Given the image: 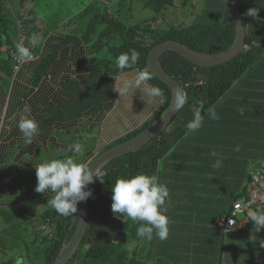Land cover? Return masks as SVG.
<instances>
[{
	"label": "trees",
	"instance_id": "1",
	"mask_svg": "<svg viewBox=\"0 0 264 264\" xmlns=\"http://www.w3.org/2000/svg\"><path fill=\"white\" fill-rule=\"evenodd\" d=\"M24 1L19 0L20 6L23 7ZM173 2L174 0H147L146 4L159 12L172 6ZM227 2L228 0H220L215 10L203 9L204 19L177 26L155 25V16L133 24H125L107 7L98 9L91 8L90 4L85 6L81 13L85 11V14L89 13L91 16L83 32L79 35L58 34V39L48 44L47 54L37 63L32 74V87L26 92L25 98L30 96L41 77L47 74V70L61 50L66 52L65 49H69L72 60L76 58L75 51L78 56L81 53L85 55L84 61L81 62L85 68V76L62 81L63 97L60 105L50 104L46 108L48 116L39 125V129L53 126L56 121L73 120L75 130L68 131L67 134L60 130L55 131L62 137L59 138V142L63 144L66 143L65 139L70 141V137L76 139L73 133H77L80 128L88 130V123L85 121L81 124L80 120L83 115L86 118L87 114L93 116L98 114L113 99L115 81L117 76L121 75L117 57L122 53L129 55L133 52L138 53L137 61L131 67L125 68L123 70L125 73L147 69L146 58L149 50L166 40H173L193 50L211 54L230 48L235 40V29L228 13ZM10 7L11 3L8 0H0V104L5 93L4 86L14 72L10 50L23 39L34 51L38 36L35 16L31 14L27 17V14H21L17 26H21L25 34L18 41H11L9 31L13 21L8 12ZM251 8L258 9L255 17L248 15ZM239 12L245 32L244 45L229 61L201 67L176 51L167 49L160 53L161 65L169 76L179 82L182 96L187 102L183 107H179L177 114L165 129L142 147L115 156L97 169L98 175L94 177L96 180L89 184L88 188L92 191V196L88 198L86 231L74 255L66 264L77 255L76 264H227L229 259H241L243 251L245 252L243 257L252 256L254 243L247 244L246 250L236 251L239 247L229 245L226 239L233 235L231 240L237 239L240 243L239 238L244 228L253 223L251 217L257 211L253 210V215L249 216L247 210L245 212L247 220L233 230L224 231L216 223L220 216L230 212L233 202L246 193L248 181L241 189L228 193L225 205L214 208L212 212L211 209L203 212L202 215L208 212V221H199L194 217L195 214L192 213L191 217L186 215L188 211L184 212V209L187 210L186 207L195 205V201L189 203V200L198 195L196 193L199 186L185 194L187 197L181 195V192L172 194L173 191L169 190L170 198L166 201L167 213L176 216L179 211L180 215L185 214L184 216L189 218L175 221V224L170 218L169 234L165 240H160L155 235L150 241L137 237L136 230L140 222L121 217L122 214L114 215L111 210V188L117 178L146 173L157 175L160 181L165 183L162 170L158 166L159 161L167 156L177 144L179 137L188 131L186 125L193 118L194 106L202 101L204 115L243 75L260 68L261 65L264 69V0H241ZM103 48L108 54L106 57L99 55ZM92 54H96L95 58L90 59ZM60 62H65V55H61L58 63ZM150 74L152 79L149 82L164 92L160 107L140 126L105 145L97 154L152 125L166 110L170 100V88L156 75L151 72ZM178 117L181 119L177 120ZM35 152L36 155L33 157L27 155L21 158L23 161L35 163L33 166L13 161L12 156L7 157L5 164L0 165V173L3 172L0 177L9 184V188L3 189L4 186L1 188L0 179V264H12L17 258L24 259L22 264H52L71 241L75 232L79 203L77 213L65 217L58 214L47 202L51 198V193L42 194L35 191L37 185L35 167L39 162L32 158L40 151L36 149ZM92 153V149H88L84 155L78 157V160L87 162L94 156ZM60 155L57 158L63 157ZM47 159L49 158H43L42 162ZM261 164L252 169L258 168ZM3 190L8 193L1 194ZM37 203L43 205L41 210L35 207ZM185 232L190 233L191 237L180 236ZM237 234L241 236H236ZM185 238L186 241L183 240ZM132 241L134 245L130 248L128 244ZM81 248H84L83 253H80Z\"/></svg>",
	"mask_w": 264,
	"mask_h": 264
},
{
	"label": "crops",
	"instance_id": "2",
	"mask_svg": "<svg viewBox=\"0 0 264 264\" xmlns=\"http://www.w3.org/2000/svg\"><path fill=\"white\" fill-rule=\"evenodd\" d=\"M36 28L37 35L40 39L37 38L34 57L24 60L19 68L9 77L4 86L5 93L3 101L0 104V165L5 164L6 158L12 156L14 157L13 161L19 162L25 166H33L35 163L23 161L21 158L27 155L31 157L35 156L36 149L44 150L48 154L54 153L55 156H58V154L55 153L54 150L61 154H65L70 145L59 142L58 134L55 131L58 132V130H60L67 134L68 131L75 130V122L73 120H66L63 122L56 121L53 126L39 129V135L34 139L32 144H26L19 131V116L25 105L31 106L32 117H34L40 125L48 116L46 108L50 106V104H54V106L60 105V100L63 97L61 89L62 81L70 79L71 77L80 78L85 76V68L81 63L84 61L85 55L81 53V55L78 56L75 51L74 55L76 58L72 60L70 58L71 53L69 49H65L66 52L61 50L55 61L47 70V74L41 77L38 85H36L30 96L25 98L26 92L32 87V74L36 70L35 67L37 63L47 54L48 44L55 42L58 39V34H60L56 32L47 33L45 30L41 31L40 27ZM61 55H65V62L58 63L59 59H61ZM89 58L91 59L92 57L90 56ZM129 72L124 73L126 76L122 74L117 76L114 86V97L108 102L106 107L94 116L87 114L85 118V115H83L80 120L81 124L85 121L88 123L89 126L86 131L99 128L100 137L96 138L95 146L97 149H95V152L140 126L160 107L163 101L164 92L160 87L157 88L161 90V95L155 99L147 96L142 89H138L140 98L144 99L145 97L146 103L149 105H144L142 107V110H140V118L138 115H136L135 118H125L123 110L129 108L136 110L138 108V105H133L136 98L132 99L130 95L128 97H120L118 92L122 80L125 78H134L138 70L132 71L135 73ZM144 86L149 87L154 85L147 81ZM209 109L215 111L218 119H211L207 115L208 110L204 114L203 126L196 132L188 133V131H186L183 136L179 137L177 144L174 146L175 152L178 155L175 157V163L177 165H182L181 170H184L189 178L192 179V177H194L197 183L201 182L199 186L202 189L204 188L203 191L206 192L208 187H212L218 191V194L221 193V190L224 192L219 202L215 197L205 198L206 196H195L193 199L189 200V203H194V201L196 203L194 206L186 207L187 210L184 209V212L188 211L186 215L191 217H193L192 213L195 214L196 216L194 217L196 219L198 218L199 221H208V212L203 215L202 213L208 209H211L210 211L212 212L214 208L217 209L220 205H225V203H227L226 196H228V193L231 190L241 189L248 181L250 170L264 162L263 66L261 65L260 68L254 69L243 75L225 91ZM176 119L180 120L181 117ZM104 125L112 126V132L106 130L103 127ZM82 130L84 131V129ZM97 140H99L98 144ZM49 146L53 149L51 153L48 152L50 149ZM237 148L239 150H237ZM213 151L218 155L213 156L211 154ZM67 153L73 154L70 152ZM80 157L81 156H79V158ZM217 159L222 160V166L214 168L213 164ZM173 160L174 159H172V162ZM166 162L167 161L164 160V168L161 169L165 184L168 188L172 189L183 187V185H174L173 182L172 184L166 182L172 180L171 173L165 168L167 165ZM168 163L171 164L170 162ZM5 173L7 174V172ZM1 175H3V172L0 173V176ZM2 178L0 177L2 180L1 188L3 186V189L9 188L7 181ZM232 178L234 184H227L228 179ZM185 191L188 190L185 189ZM5 193H8V191H1V194ZM190 207H192V210H190ZM179 213L178 211L176 216L173 214L168 215V217L174 221V224L175 221H182L184 218H189L184 216L185 214L180 215ZM189 235L191 234L188 232L180 234V236L183 237H188ZM238 235L239 234L236 236ZM241 235H239L241 236L239 238L240 243L237 239L231 240L233 235L228 236L226 242H228L229 245L239 247L236 251L240 249L246 250L247 244L254 243L252 246L253 257H243L245 256V252L243 251L241 253L243 256H240L241 259H229L227 264H264V247H262L264 246V229L256 232L253 223H251L244 228ZM186 239L187 238L183 240L186 241ZM232 256H234V254Z\"/></svg>",
	"mask_w": 264,
	"mask_h": 264
},
{
	"label": "clouds",
	"instance_id": "3",
	"mask_svg": "<svg viewBox=\"0 0 264 264\" xmlns=\"http://www.w3.org/2000/svg\"><path fill=\"white\" fill-rule=\"evenodd\" d=\"M258 9H249L248 15L255 17ZM35 43V40L32 41ZM17 54L25 59H31L28 46L21 41L16 45ZM138 59V53L131 55L122 53L117 57V66L123 73ZM152 79L148 69L140 70L132 79L125 78L118 89L120 96L127 95L133 89H142L150 98H158L161 90L155 86L145 87L146 82ZM186 98H180V107L186 103ZM203 102L193 107V118L187 123L188 133L198 131L204 123L202 115ZM207 115L211 119H218L215 111L209 109ZM18 128L25 143L32 144L39 135V124L32 117L30 105H25L19 116ZM237 150H239L237 148ZM67 152L73 155H65L62 158L47 159L36 165L37 185L35 191L38 193H51L48 199L49 205L60 215L68 217L77 213V205L92 196V191L86 190L87 186L94 182L98 175L97 167L93 171L87 162H81L76 157L83 151V145L79 142L70 145ZM213 156L218 154L213 151ZM222 166V160L217 159L214 168ZM102 182V181H101ZM112 204L111 210L114 215L127 217L133 222H140L136 230L137 237L152 240L155 235L160 240H165L169 234L170 218L167 216L166 201L170 198L168 186L161 182L155 174L137 173L130 177L117 178L111 188ZM251 221L256 232L264 229V210L257 211ZM264 247V246H262Z\"/></svg>",
	"mask_w": 264,
	"mask_h": 264
},
{
	"label": "rangeland",
	"instance_id": "4",
	"mask_svg": "<svg viewBox=\"0 0 264 264\" xmlns=\"http://www.w3.org/2000/svg\"><path fill=\"white\" fill-rule=\"evenodd\" d=\"M11 3V7L8 9L9 15L13 21L10 27V39L11 41H18L22 36H24V31L21 26H17V21L19 20L21 14L27 17H30L31 14L35 16V23L37 27H40L41 31H47V33L56 32V33H74V34H81L86 27V23L90 18V14H85V11L81 13V11L87 5H91V8H98L102 9L104 7L109 8L113 11L115 17L119 20L124 22L125 24H133L136 22H140L142 20L148 19L151 16H155L154 24H160L163 26L172 25H185L190 24L192 22H197L204 19L202 11L209 8V10H215L218 6V0H174L173 5L161 9L159 12L154 11V8L151 5L146 4L147 0H25L23 3V7L20 6L19 0H8ZM182 1V2H181ZM204 9V10H203ZM81 13V14H80ZM40 39L39 36H37ZM96 54L91 55V59L95 58ZM100 57L108 56L105 48H103L100 53ZM133 71V70H132ZM129 73H135V72ZM131 96L132 99L136 98V101L133 103L134 106L138 105V108L135 110L133 108L123 110L124 117L130 119L132 117H136V115H141L140 110L144 105L148 106L149 104L146 103V98H140V92L138 89H133L127 95L122 97ZM121 97V96H120ZM124 121V120H123ZM125 122V121H124ZM109 132H112V126H103ZM84 129V128H83ZM99 128H95L92 131H83L82 128L79 129L75 134V138L70 137V141L65 139L66 144L72 145L73 143H81L83 145V151L81 154H77V159L79 156H82L86 153L88 149H92V155H96L98 151L95 152L96 148V138L100 137V132L98 131ZM82 133V134H81ZM109 134V133H107ZM80 135V136H78ZM59 137V135H58ZM62 138V137H59ZM77 141V142H74ZM99 140H97L98 144ZM48 152L51 153L53 149L49 146ZM40 153L32 158L38 160V162H42L43 158L55 159L57 158L54 153L48 154L44 150H39ZM55 153L60 155V152ZM61 154L62 156L65 155H73V154ZM48 154V155H47ZM60 155V156H61ZM92 156V157H94ZM178 156L175 152L174 147L167 153V156L163 158L166 160L167 171H169L172 175V180H168L166 182H170L174 185H183L179 189H169L173 191L172 194L182 193L181 195H185L190 190H193L195 186H199L201 182H196L194 177L189 178L186 172L182 169V165H177L175 163V157ZM91 157V158H92ZM163 159L159 161V167L161 169L164 168ZM172 159L173 162H172ZM89 160V159H88ZM168 162H172L169 164ZM17 169H19L17 167ZM234 184V180L228 179L227 184ZM186 186V187H184ZM200 187V186H199ZM197 187V194L196 196H203L207 197H215L219 202V199L222 198L223 191L218 194V191L212 187H208L205 191L199 189ZM187 189L188 191H185ZM220 191V190H219ZM184 193V194H183ZM187 196V195H185ZM190 196V195H188ZM194 196V195H192ZM227 197V196H226ZM37 210H41L43 205L41 203L35 204ZM253 210H248V215H253ZM167 215H172L169 212ZM129 247L132 248L134 242H129ZM84 248L80 249V253H83ZM15 256V254H14ZM78 256V255H77ZM77 256L74 257L68 264H76ZM24 260L23 258H17L16 261L12 264H22Z\"/></svg>",
	"mask_w": 264,
	"mask_h": 264
},
{
	"label": "water",
	"instance_id": "5",
	"mask_svg": "<svg viewBox=\"0 0 264 264\" xmlns=\"http://www.w3.org/2000/svg\"><path fill=\"white\" fill-rule=\"evenodd\" d=\"M240 1L241 0H228L227 2L228 13L235 29L234 43L227 50L211 54L193 50L173 40H166L158 43L149 50L146 58V68L151 73L160 78L170 88V100L168 106L162 116L152 125L148 126L136 135L112 145L105 151L96 154L94 157L89 159L87 163L90 165L93 171L96 167L98 169L105 161L115 156L131 152L142 147L155 135L162 132L177 114L180 107L182 89L179 82L169 76L161 65L159 60V55L161 52L170 49L178 52L189 61L201 67H210L229 61L242 50L245 32L239 12ZM88 188L89 185L87 186L86 190H88ZM77 216L78 218L76 222V228L71 241L66 247L62 249L61 253L56 257L52 264H66L72 258L76 249L78 248L86 231L88 220V199L79 203V213Z\"/></svg>",
	"mask_w": 264,
	"mask_h": 264
},
{
	"label": "built area",
	"instance_id": "6",
	"mask_svg": "<svg viewBox=\"0 0 264 264\" xmlns=\"http://www.w3.org/2000/svg\"><path fill=\"white\" fill-rule=\"evenodd\" d=\"M21 41H23V39L19 42ZM24 44L29 47L31 58H33L35 54L32 50V46L26 42H24ZM16 45L9 52L13 71L17 70L21 63L26 60L17 54ZM249 209L254 211L264 210V162L258 168L250 170L246 193L239 196L233 202L232 208L227 215L220 216L217 219V226L224 231L239 227L247 220L245 212Z\"/></svg>",
	"mask_w": 264,
	"mask_h": 264
}]
</instances>
